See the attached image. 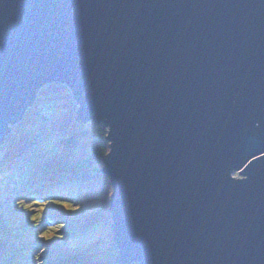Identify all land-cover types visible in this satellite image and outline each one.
Wrapping results in <instances>:
<instances>
[{"label": "water", "instance_id": "1", "mask_svg": "<svg viewBox=\"0 0 264 264\" xmlns=\"http://www.w3.org/2000/svg\"><path fill=\"white\" fill-rule=\"evenodd\" d=\"M51 84L106 131L116 263L264 264V0H0V146Z\"/></svg>", "mask_w": 264, "mask_h": 264}, {"label": "trees", "instance_id": "2", "mask_svg": "<svg viewBox=\"0 0 264 264\" xmlns=\"http://www.w3.org/2000/svg\"><path fill=\"white\" fill-rule=\"evenodd\" d=\"M45 109L46 113L38 116L37 111ZM74 110L66 87L51 84L38 92L32 107L11 128L1 147L0 180L2 176L12 175L20 180V184L16 189L8 187L0 195V203L15 198L23 201L38 199L39 203L47 204V212L42 215V230H38L43 231L44 224L48 223L53 226L48 231L50 237L57 236L65 242L80 238V254L67 255L60 264H119L115 262L116 250L107 211L111 186L100 172L102 158L108 151L106 131L100 124H78ZM98 191L102 199L94 205L99 210L92 211V192ZM77 203L82 207L90 206H85L86 212L82 216L85 220L59 209L61 204L70 207ZM62 226L72 230L57 233L54 227ZM34 241L35 247H26L25 261L15 260L9 264H32L38 259L37 251L41 245L46 248L43 250L46 263L53 264L56 257L52 253V242L44 238Z\"/></svg>", "mask_w": 264, "mask_h": 264}, {"label": "rangeland", "instance_id": "3", "mask_svg": "<svg viewBox=\"0 0 264 264\" xmlns=\"http://www.w3.org/2000/svg\"><path fill=\"white\" fill-rule=\"evenodd\" d=\"M74 105L76 108L75 103ZM37 112H38V116H41L42 114L46 113V109L44 111H37ZM86 124H91V123H85L81 125H86ZM2 145L0 146V154H2L1 151ZM234 176L237 175L234 174ZM19 184H20V180L16 176H12V175H8V176L6 175L4 177L2 176V179L0 180V195L3 194L8 187H12L16 189L19 186ZM97 189L100 190L99 187ZM100 199H102L101 192L99 191L95 193L92 192V211L99 210V208H97V205H94V203L97 201L101 202ZM32 200L35 201L36 203H33ZM32 200L23 201V200L11 198L4 201L2 204L0 203V264H9L15 260L18 261L21 260L22 262L25 261L26 259L24 258L27 256V254H25V250H27L26 247H30V246L35 247L37 243L34 240L38 241L43 238L48 242L49 241L52 242V247H53L52 253L54 257H56L53 264L62 263L67 255L78 256L80 254V252L78 251L79 250L78 243L80 241V238L67 240L65 242V240L58 238L57 236L50 237L48 235V231H50L49 229L53 228V226L50 227L48 223H45L43 228L44 230L40 231L42 230L40 228L42 227L41 224L42 215L45 212H47V208H46L47 204L39 203L40 200L38 201V199H32ZM66 205L67 204H61L59 209H62V212H64L67 215H74L81 220H85L82 219V216L86 212L85 206L88 205H85L83 207L79 206L80 203H77L75 206H70V207H67ZM94 219L95 218H92V220ZM97 226L99 227L100 225ZM68 227H63V226L54 227V229H57V233L61 231L62 233L63 232L69 233L71 227L70 228ZM29 242L32 243L29 244ZM44 249H46L45 246L41 245L40 249L37 251L38 259H34L32 264H47L45 260L46 255L43 254ZM2 252L4 254L5 259H3Z\"/></svg>", "mask_w": 264, "mask_h": 264}]
</instances>
